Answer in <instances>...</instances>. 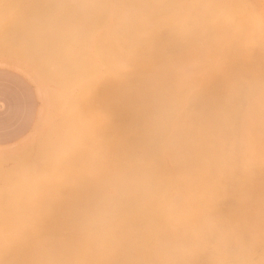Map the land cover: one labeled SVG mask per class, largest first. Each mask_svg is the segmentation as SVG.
Instances as JSON below:
<instances>
[{"label":"bare ground","instance_id":"6f19581e","mask_svg":"<svg viewBox=\"0 0 264 264\" xmlns=\"http://www.w3.org/2000/svg\"><path fill=\"white\" fill-rule=\"evenodd\" d=\"M32 6L67 53L56 133L83 204L77 219L1 220L0 264H264V0ZM31 51L15 53L20 71Z\"/></svg>","mask_w":264,"mask_h":264},{"label":"rangeland","instance_id":"374dc122","mask_svg":"<svg viewBox=\"0 0 264 264\" xmlns=\"http://www.w3.org/2000/svg\"><path fill=\"white\" fill-rule=\"evenodd\" d=\"M16 1H18V2H20V0H0V6L2 7V9L0 8V16L2 17L3 16V18H1L0 17V69H4V70H8V71H11V72H13V73H15V74H17L18 76H20L21 78H23L28 84H29V86L31 87V89H32V91H33V94H34V97H35V100H36V104H35V106H36V111H35V119H34V122H33V125H32V127H31V129H30V131H29V133H28V135L26 136V137H24L21 141H19V142H17V143H15V144H13V145H10V146H7V147H4V148H0V186H1V188H0V193H3V192H5V191H7V192H5V193H3V194H0V197L2 198V199H0V206H3V208L2 207H0V213H5V214H0L1 216H0V221L1 220H8V221H12V219L13 220H16V217H18L17 218V220H29V219H27V218H30V216H31V218H30V220H46V219H48V220H61V219H65V218H71V219H77L78 218V216H80L78 213H77V211H80L82 208V204H83V200H82V197H80L81 196V194H80V191H78L79 189H77L78 188V177H77V174L74 172V171H68L67 170V168H66V166H65V160H66V156L64 157L63 155H64V151H66V146L67 145H63V144H66V141H64L63 140V138L62 137H60V136H58L57 135V133H56V130H58L61 126H62V124H61V121L62 120H65V118H66V115H65V113L67 112V107H65L66 106V104H65V106H64V104L63 105H61L60 106V104H62V103H64V101H66V99H68V97H69V95H70V92L69 91H71V92H73L72 90H74V89H71L70 88V90H69V80H68V77H67V73L64 71L65 70V67H66V63H64V62H66L65 60H67L66 58H67V53L66 52H64V50H65V46L62 44V43H59V44H61V45H59L58 44V42H56V43H52V41H50V39H49V32H47V30H48V28L47 29H45L46 27H45V24L42 22H40V21H38V19H36V14H34V11H33V13H32V8H33V6L31 7V4L33 5L34 3H36L37 2V0H21V2L18 4V2H16ZM34 2V3H33ZM12 5H11V4ZM16 3V4H15ZM15 4V6H13ZM18 4V5H17ZM21 4H23V5H21ZM2 5H4V6H2ZM16 5H17V7L19 8H17L16 7ZM6 6V7H5ZM9 6H10V8H9ZM25 7V8H24ZM6 8V9H5ZM9 8V9H8ZM16 8V9H15ZM26 8L32 13H30L29 14V11H26ZM12 9V10H11ZM8 11V13H7V11ZM17 10H19V12H20V15L21 16H23L24 17V19L23 18H20L21 16H19L18 17V15H19V12L17 11ZM13 11V13H11ZM23 11H25V12H23ZM2 12H3V14H2ZM7 13V14H6ZM10 13V14H9ZM2 14V15H1ZM11 15V17H9ZM12 15H14V16H12ZM27 15V16H26ZM29 15V16H28ZM33 15V16H32ZM5 16H6V18H5ZM17 17V18H16ZM26 17H28L27 19L28 20H26ZM29 17H31V18H29ZM9 18V19H8ZM12 18V19H11ZM2 19V20H1ZM29 19H32V20H29ZM12 20V21H11ZM36 20V21H35ZM4 21V22H3ZM28 21V22H27ZM30 21V22H29ZM32 21V22H31ZM5 22H6V24H5ZM22 22V23H21ZM14 23L15 24H17V25H15V27L16 26H18L19 27V25L18 24H20L21 26L19 27V28H15L14 29ZM41 23V24H40ZM26 24V25H25ZM28 24H29V27H28ZM22 25H24V26H22ZM13 26V27H12ZM21 27H23V28H21ZM25 27H26V29H25ZM29 29V33L27 32L28 31V29ZM31 28V29H30ZM17 29V30H16ZM42 29H44L45 30V32H44V30H42ZM18 30H19V32H18ZM24 30H27L26 32L24 31ZM40 30V31H39ZM38 31V32H37ZM26 33V34H25ZM36 33V34H35ZM38 33V34H37ZM29 36H28V35ZM32 34V35H31ZM42 34V35H41ZM21 35H23V36H21ZM38 35V36H37ZM47 35H48V37H47ZM21 36V37H20ZM26 36V37H25ZM34 36V37H33ZM47 38H46V37ZM31 37V39H29ZM36 37V38H35ZM38 37V38H37ZM41 37V38H40ZM23 39V40H19V39ZM26 38V39H25ZM27 38H28V40H27ZM34 38V39H33ZM27 40V44L28 45H26V42H24V41H26ZM23 41V42H22ZM23 44H22V43ZM49 42L51 43V45L49 44ZM18 43V44H17ZM31 44H36V45H34V46H32V48H30L31 47ZM49 45L50 47H52V50H51V48L48 46L47 47V45ZM53 44H54V46H56V47H54L53 48ZM64 47H63V46ZM17 46V47H16ZM18 46H20V47H18ZM24 46V48H25V46L27 47V48H25V49H30V51H31V49H32V51H31V56L30 57H32L31 58V66H32V63H33V67H34V69H32L33 71L35 70V72H33L32 70H31V72H28V71H20V70H23L22 68L20 69L19 67H17L15 64H14V56H15V53H17L19 50L21 51H23V50H25V49H20V48H22ZM42 46H45V47H42ZM60 46V47H59ZM36 48H38L39 49V51H38V49H36ZM48 50H47V49ZM49 48H50V50H49ZM59 48V49H58ZM35 49H36V52H33V51H35ZM43 49V50H42ZM45 49L47 50V51H45ZM62 49H64V50H62ZM44 51H45V53H44ZM53 51H56L57 53L56 54H54V53H52ZM66 51V50H65ZM39 52V53H38ZM41 52V53H40ZM61 52V53H60ZM35 53H36V55H35ZM33 54V55H32ZM49 54V55H48ZM50 54H54L55 56H52V55H50ZM65 55V57H64V55ZM34 55H35V58H34ZM46 56V57H44V59H42L43 58V56ZM61 55H63V56H61ZM61 56V57H60ZM48 57V58H47ZM52 57H54V58H52ZM12 58V59H11ZM38 58V59H37ZM40 58L42 59V61H43V63H42V61H40ZM57 58V59H56ZM59 58L61 59V60H59ZM64 58V59H63ZM12 60L11 62H10V65H9V61H7V60ZM47 59V61L45 62V60ZM48 60H49V62H48ZM59 60V61H58ZM62 60H63V62H62ZM6 61H7V63H6ZM38 61V62H37ZM34 62H35V64H36V66H35V64H34ZM53 63V65H51V63ZM61 62V63H60ZM42 63V64H41ZM55 63H57V65L55 64ZM44 64H45V66H44ZM46 64H47V66L48 67H50V68H48L47 66H46ZM48 64H50V65H48ZM12 65V66H11ZM14 65L18 68V69H16V68H14ZM65 65V66H64ZM30 66V67H31ZM37 67V68H36ZM57 68V70H55L56 68ZM59 67H61V68H59ZM32 68V67H31ZM42 68V69H41ZM52 68V70H50ZM53 68H55V69H53ZM20 69V70H19ZM45 69H47V70H45ZM50 71H52V72H50ZM57 71V72H55V71ZM63 70V71H62ZM36 71L38 72V75L39 76H37V73H36ZM45 71H47V73L45 72ZM49 71V72H48ZM61 71H62V73H61ZM25 72H28L29 74H25ZM59 72H60V74H59ZM46 73V74H45ZM33 74V75H32ZM52 76L53 74H55V75H53L52 76V78H53V80L57 77L58 79H56L55 80V82L52 80V78L50 77V75ZM64 74L66 75V76H64ZM32 75V76H31ZM45 75V76H44ZM58 75V76H57ZM61 75V76H60ZM55 76V77H54ZM64 76V77H63ZM35 77V78H34ZM38 77H40V78H45V77H47V81H44L45 79H40V78H38ZM50 78V80H49V78ZM63 78V80L62 79H60V78ZM32 78H34V79H32ZM36 78H38V81L39 80H41V81H39L40 83H43V82H45V83H43V84H40L39 82H37V80H36ZM65 78V79H64ZM61 80V81H60ZM43 81V82H42ZM49 81V82H48ZM59 81V82H58ZM65 81V82H64ZM67 81V82H66ZM51 82V83H50ZM59 83V85H58V83ZM62 82V83H61ZM53 83V84H52ZM56 83V84H55ZM65 83H67V84H65ZM59 87H57V86ZM65 86V87H64ZM61 87V88H60ZM68 87V88H67ZM69 90H67V89ZM65 91H64V90ZM67 90V91H66ZM53 91H55L54 93H52ZM62 91H64L65 92V94H63V92ZM53 94V95H52ZM57 94V95H59V100L60 101H62V102H59V100H58V97L57 96H55V95ZM61 94H63V95H61ZM67 95V96H66ZM53 96H54V99H53ZM62 97H64L63 99H62ZM56 98V99H55ZM52 100V101H51ZM56 101H58V102H56ZM53 102H55V103H53ZM66 103V102H65ZM54 106H53V105ZM56 104V105H55ZM59 105V106H58ZM54 108V109H53ZM61 108V109H60ZM65 109H66V111H65ZM65 112V113H64ZM53 116V117H52ZM65 117V118H64ZM62 118V119H61ZM64 118V119H63ZM61 119V120H60ZM55 122H56V124H55ZM59 122H60V124H59ZM63 122V121H62ZM64 123V122H63ZM53 133V134H52ZM52 135H56L55 137L54 136H52ZM49 137H51V138H49ZM57 137H59V138H57ZM49 138V139H48ZM54 138V139H53ZM56 139H58V140H56ZM57 141V142H55V141ZM50 142H52V143H54V144H51ZM60 142V143H59ZM65 142V143H64ZM44 144H47V145H49L48 146V148L46 147L47 145H44ZM43 145V146H42ZM50 145H52V146H50ZM55 145H58L59 146V148H58V146L56 147ZM41 146V147H40ZM45 146V147H44ZM50 147H53V148H50ZM44 148H46L45 150H44ZM58 150H57V149ZM48 149L50 150L49 152L50 153H52V152H54V153H52V154H48L49 152H48ZM51 149H52V151H51ZM65 149V150H64ZM55 150V151H54ZM60 150V151H59ZM3 151V152H2ZM37 153L36 155H35V152ZM38 151H40V152H38ZM42 151H44V152H42ZM45 151H47V152H45ZM58 151V154L56 153ZM63 151V153H61V154H59L60 152H62ZM32 152V153H31ZM47 153L49 156H47V154L45 155V154ZM56 153V154H55ZM38 154H40V156H38ZM43 154V155H42ZM53 154H55V156H53ZM35 155V156H34ZM61 155V156H60ZM4 156V157H3ZM33 157H35V158H33ZM37 157V158H36ZM41 157V158H40ZM44 157V158H43ZM56 157H57V160H56ZM6 158H8V159H6ZM25 158V159H24ZM41 160V161H39V159ZM31 160H33L32 162H31ZM39 162H38V161ZM49 162H48V161ZM53 160V161H52ZM35 161H36V163H35ZM30 164H29V163ZM58 163V164H56V163ZM29 165H31L30 167L28 166V164ZM22 164H24V166L26 167H24ZM33 165H35V166H33ZM46 165H48V166H46ZM51 165V166H50ZM59 165V166H58ZM46 166V167H45ZM58 166V167H57ZM62 166V167H61ZM20 167V168H19ZM27 167H29V168H27ZM32 167V168H31ZM60 167V168H59ZM53 168V169H52ZM29 169V170H28ZM31 169V170H30ZM32 169H33V171H32ZM42 171H41V170ZM62 169V170H61ZM65 169V170H64ZM36 170H37V173L35 174V172H36ZM67 170V171H66ZM17 172L16 174L14 173L13 174V172ZM70 172V173H69ZM71 172L73 173V174H71ZM19 173H20V175H19ZM27 173V174H26ZM56 173V174H55ZM11 176H10V175ZM18 174V175H17ZM25 174V175H24ZM47 174V175H46ZM5 175V176H4ZM6 175H7V177H6ZM43 175V176H42ZM60 175V176H59ZM72 177H71V176ZM13 176V177H12ZM22 176V177H21ZM39 176H41L40 178H39ZM47 178H46V177ZM76 176V177H75ZM23 177H25L24 179H22ZM32 177H33V180H31L32 179ZM45 177V178H44ZM35 178V179H34ZM64 178V179H63ZM66 178H67V180H66ZM69 178H71V179H69ZM74 178V179H73ZM40 179H42V180H40ZM44 179V180H43ZM62 181H61V180ZM75 179H76V181H75ZM7 180V181H6ZM34 180H38V182L36 181V182H34ZM40 180V181H39ZM59 180L61 181V183L59 182ZM33 181V182H32ZM53 181V182H52ZM54 181H55V185L56 186H59V187H57L56 188V186L54 187V186H52V185H54ZM56 181H58V183L59 184H57V182ZM66 183H65V182ZM67 181H70L68 184H67ZM75 181V182H74ZM4 182H6V184L4 183ZM9 182H10V184H9ZM27 182V183H26ZM72 182V183H71ZM17 184V186H16V184ZM30 183H32V185L30 184ZM53 183V184H52ZM71 183V184H70ZM75 183H77V184H75ZM3 184V185H2ZM4 184L6 185L5 187H4ZM11 184H13L12 186H11ZM20 184V185H19ZM22 184V185H21ZM23 184L24 185H26V187H20V186H23ZM27 184H28V188H27ZM42 186H41V185ZM44 184L46 185V186H44ZM36 185H39V186H37V188H33L34 186ZM49 185V186H48ZM76 185H77V187H76ZM8 186V187H7ZM11 186V187H10ZM33 186V187H32ZM35 186V187H36ZM48 186V187H47ZM54 188H52V187ZM66 186V187H65ZM3 187H4V189H3ZM16 187V188H15ZM18 187H20V189L18 188ZM43 187V188H42ZM62 187V188H61ZM12 188H15V189H12ZM24 188H26L27 189V191L24 189ZM52 188V189H51ZM56 188V189H55ZM66 188H68L69 189V192H70V190L71 191H73V192H71V193H68V189H66ZM2 189H3V191H2ZM23 189V190H22ZM28 189H29V191H31V193L29 194V191H28ZM32 189H37V191L35 190V192H34V190H32ZM39 189H41V190H39ZM75 189L77 190L76 192H75ZM5 190V191H4ZM15 190V191H14ZM22 190V191H21ZM16 191H19V192H16ZM38 191H40V193L38 192ZM42 191V192H41ZM51 192V195H50V192ZM58 191V193H56V192ZM10 193L9 195L7 194V193ZM13 194H12V193ZM25 192H27V193H25ZM36 192L39 194V196L40 197H38V194L36 195ZM65 192H66V194H65ZM17 193H18V195H17ZM21 193H24L23 194V196H25V198L27 199H24V197L22 198V195H21ZM62 193H63V195H62ZM74 193V194H73ZM42 194L44 195V196H42ZM54 194H55V196H54ZM61 194V195H60ZM65 194V195H64ZM69 194V195H68ZM73 194V195H72ZM5 195H7V196H5ZM13 195V196H12ZM29 195H30V197H29ZM46 195V196H45ZM47 195H49V196H47ZM62 196V197H60V196ZM66 195H68V196H70V197H66ZM3 196L5 197L4 199H3ZM14 196H16V198H14ZM17 196H19V198L17 197ZM57 196V197H56ZM64 196V197H63ZM12 197V198H11ZM29 197V198H28ZM48 197V198H47ZM65 198L64 200L62 199H60V198ZM34 198V199H33ZM41 198V199H40ZM45 198V199H44ZM53 198V199H52ZM69 198V199H68ZM29 199V200H28ZM57 199V200H56ZM72 199V200H71ZM2 200V201H1ZM16 202H15V201ZM22 200V201H21ZM7 202V203H5V202ZM37 201V202H36ZM60 201H62V203L60 202ZM70 201V203L68 204V202ZM3 202L5 203V204H3ZM15 202V203H14ZM21 203V208L20 207H18V205ZM23 202V203H22ZM25 202H27L26 204H25ZM32 202V203H31ZM41 202V203H40ZM47 202V203H46ZM59 202V203H58ZM74 204H72V203ZM10 203V204H9ZM18 203V204H17ZM31 203V204H30ZM37 203H39V204H37ZM46 204V206H45V204ZM3 204V205H2ZM9 204V205H8ZM13 204V205H12ZM15 204H16V206H15ZM29 204V205H28ZM32 204H34V205H32ZM36 204V205H35ZM48 204H50L49 206H48ZM65 205V208H64V206L63 205ZM41 205H43V206H41ZM66 205H67V207H66ZM7 206V207H6ZM13 206V207H12ZM15 206V207H14ZM25 206H28V208H30V209H28L27 207L25 208ZM35 206L38 208H35ZM39 206H41V207H39ZM9 207V209H7ZM19 209H18V208ZM43 207L45 208L44 209V211H42V213H41V210H43ZM49 207V208H48ZM52 207V208H51ZM55 209H54V208ZM25 208V209H24ZM35 208V209H34ZM47 208V209H46ZM58 208V209H57ZM73 208H74V210H73ZM8 210V211H6V210ZM15 209V211L14 212H12L13 210ZM23 209V213L25 212V210L28 212V210H29V213H27V212H25L24 213V216L25 217H27L26 219H25V217L23 216V213H22V210ZM78 209V210H77ZM9 210H11V211H9ZM18 210V211H17ZM39 210V211H38ZM50 210V211H49ZM6 211V212H5ZM17 211V212H16ZM37 211V212H36ZM10 212H12L11 214H10ZM40 212V213H39ZM43 212H44V214H43ZM66 212V213H65ZM76 212V213H75ZM17 213H18V215H17ZM36 213V214H35ZM69 213V214H68ZM10 214V215H9ZM22 214V215H21ZM35 214V215H34ZM58 214V215H57ZM71 214V215H70ZM5 215V216H4ZM11 215H13V216H11ZM16 215V216H15ZM28 215H30V216H28ZM74 215H76V216H74ZM78 215V216H77ZM21 216V217H20ZM47 218H46V217ZM1 217H4V218H2L1 219ZM23 217V218H22ZM35 217V218H34ZM8 218V219H7ZM11 219V220H10Z\"/></svg>","mask_w":264,"mask_h":264},{"label":"crops","instance_id":"0c3cea01","mask_svg":"<svg viewBox=\"0 0 264 264\" xmlns=\"http://www.w3.org/2000/svg\"><path fill=\"white\" fill-rule=\"evenodd\" d=\"M35 104L29 84L17 74L0 69V148L28 135L35 119Z\"/></svg>","mask_w":264,"mask_h":264}]
</instances>
